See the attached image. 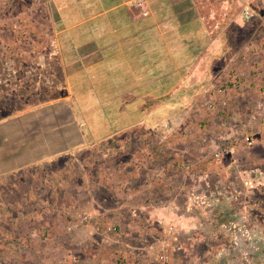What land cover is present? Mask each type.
Segmentation results:
<instances>
[{
    "label": "crops",
    "instance_id": "0c3cea01",
    "mask_svg": "<svg viewBox=\"0 0 264 264\" xmlns=\"http://www.w3.org/2000/svg\"><path fill=\"white\" fill-rule=\"evenodd\" d=\"M0 24L10 28L0 46L8 57L4 94L20 99L29 121L16 128L10 108L0 123V136H21L20 144L0 149V214L38 219L28 199L43 195L26 192V207L25 199L20 208L10 201L17 169L120 135V168L107 166L105 175L120 204L96 215L107 217L96 229L113 231L109 217L120 212V243L56 238L51 264H165L159 255L171 241L146 239L156 228L166 234L174 220L186 230L196 225L194 216L206 215L188 199L207 173L231 187L226 196L209 192L219 214L238 217L240 208L227 209L228 202L249 196L256 184L264 196V0H0ZM25 29L35 31L30 42L19 36ZM224 146L229 152L216 159ZM127 232L139 243H125ZM194 241L172 252L169 264H192Z\"/></svg>",
    "mask_w": 264,
    "mask_h": 264
},
{
    "label": "rangeland",
    "instance_id": "374dc122",
    "mask_svg": "<svg viewBox=\"0 0 264 264\" xmlns=\"http://www.w3.org/2000/svg\"><path fill=\"white\" fill-rule=\"evenodd\" d=\"M9 29L8 24L2 25L0 46L7 45V30ZM34 32L25 29L24 32L19 33V36L26 37V41L30 42V36ZM14 56L18 57L19 55ZM6 58H8L7 55L0 52V81H2L0 86L2 90L6 87L3 82L7 78L6 64L8 60ZM8 80L16 81L11 77ZM22 83L30 86V81H22ZM17 89L13 92L14 94L19 93ZM0 96V123L3 124L6 121L4 120L5 115L8 117L15 113L8 122H13L16 128L28 127L29 121L27 122L25 118L22 120L21 117L22 105L20 99L9 97L6 100L4 90ZM35 102L34 100L31 105L36 104ZM10 108H12V113ZM20 140V134L13 135L10 138L0 136V149H4L5 142L20 144ZM158 140L159 137H157ZM136 144L139 147L144 143L136 142ZM96 145L94 149L65 154L38 167L19 168L14 171L13 179L17 183L12 189L10 197L14 207L20 208L22 200L28 197L26 192H29V196L31 192H34L35 195L39 193L38 195H43V199H37L34 201L35 203H31L30 198L28 199L30 202L28 209L34 211L37 208L38 214L36 215H38V219L32 215L28 217L17 215L8 217L5 211L1 210L0 264H5L6 261L8 264H51L53 256L52 243H56L53 240L56 238H58L59 243H120V212H117L113 217H109L112 226L118 227L117 230L105 231L102 228H97V231L96 229L97 224L102 219L105 223L107 221V217L96 216L99 213L97 209H113L120 204L116 187L111 183L108 184L105 176L107 166H111L113 169L116 166L120 168V148L118 149L120 135L99 142ZM103 145L105 147H102ZM108 145L112 148L110 149ZM17 155L19 156V153ZM146 159L148 158L146 157ZM114 171L116 172V170ZM145 176L142 175L144 179ZM98 177H100V182L97 180ZM92 181L94 184H92ZM204 181L203 186L200 185L196 192L194 190L196 194L199 192L198 194L202 195L200 193L202 192L207 196L210 190L225 194L226 190L224 188L226 186L227 190H231L228 185L216 181L210 173L206 174ZM257 185L251 187L254 189H250L252 193L249 196L242 199L237 197L234 202L232 200L228 202L227 209L234 208L238 210L240 208L238 217L219 214V211L217 212L219 209H215L213 206V209H211L213 213L204 212L206 215L201 218L197 215L194 216L195 222L193 224L196 223L194 227L184 230L185 227L178 225V222L174 220L169 224L166 234L158 231L155 227L156 230H153L155 236L146 239L147 242L164 243L168 235H172L175 238L170 243H175V245L177 243L180 246L177 250L179 254L186 251L184 243L188 244L190 241L196 243L194 239L197 237L198 243L195 245L197 249L193 255L196 260L192 264H264V196L256 191ZM229 186H232V183ZM260 186L264 193V185ZM0 197H3L2 193H0ZM191 202L193 200H189V205ZM26 204L27 199L24 200L23 207H26ZM14 207L13 211L17 213V208ZM23 207L22 209H24ZM249 209L251 215L246 214ZM86 213L90 215V219L81 225H77L78 218ZM214 214H217V216ZM21 218L25 219L22 226ZM74 222L76 224L72 226ZM216 223L220 228L215 225ZM234 225L237 227L235 232ZM35 226L39 228L37 232L34 229ZM89 226H91V230L88 229ZM21 228L23 229L21 230ZM239 230L243 231L239 232ZM127 233L128 236L124 235L123 239L125 243H139V236L131 232ZM141 234L145 233L142 232ZM10 235L12 243H5L8 242ZM37 235L42 237L37 238ZM211 238L215 239L214 242ZM143 241L145 239L142 237ZM10 256L12 259L8 258ZM21 260H24V262H20Z\"/></svg>",
    "mask_w": 264,
    "mask_h": 264
},
{
    "label": "built area",
    "instance_id": "2783aa9c",
    "mask_svg": "<svg viewBox=\"0 0 264 264\" xmlns=\"http://www.w3.org/2000/svg\"><path fill=\"white\" fill-rule=\"evenodd\" d=\"M244 16H245L246 20H250L252 18L253 13H252V11H251V9L249 7H245L244 8ZM211 107H214V105H211ZM262 138L264 140V132L262 134ZM246 141H247L248 145H252L253 144V140L251 138H249V137L246 138ZM229 150H230L229 147L224 146V147L220 148L218 151L214 152V157L216 159H222L229 152ZM199 187H200V185H198V188ZM182 188H183L182 186H176L174 189L180 190ZM194 190H191L190 195H189V199H188V200H193V202H191L190 205H189V201H188V205L190 207L194 208V209L198 208V206L203 207L204 209L206 208V210H205L206 212H208L211 209H213V205L214 204H212V199H213L211 197L212 195L209 194V195L205 196L204 193H202V192H200L202 195H200L198 193L196 194L194 192ZM89 219H90V215L88 213H86V214L82 215V217L78 218V220H77L78 222L76 221L77 225H79V224L81 225V224L87 222ZM76 222H74V224H72V226H75ZM232 225H233V223H232ZM235 227L236 226L234 225L233 229ZM171 228H172V226H171ZM109 229L110 230H112V229L116 230V228L114 226L109 227ZM170 232H172V231H170ZM173 238L174 237L172 235H169L167 237V240L171 241ZM179 247L180 246H178L177 243H176V245H175V243L174 244H172V243L166 244L162 248V251H161V253L159 255L160 261H162L165 264H169L172 261V255H173L172 252H174V251L176 252L177 250H179Z\"/></svg>",
    "mask_w": 264,
    "mask_h": 264
},
{
    "label": "trees",
    "instance_id": "16d2710c",
    "mask_svg": "<svg viewBox=\"0 0 264 264\" xmlns=\"http://www.w3.org/2000/svg\"><path fill=\"white\" fill-rule=\"evenodd\" d=\"M260 185H264V184H260ZM261 188H262V187H261ZM256 189H258V192L260 193V189L258 188V185H257Z\"/></svg>",
    "mask_w": 264,
    "mask_h": 264
}]
</instances>
